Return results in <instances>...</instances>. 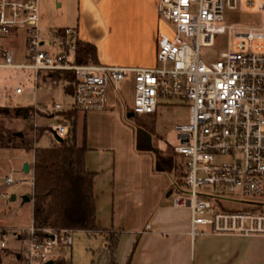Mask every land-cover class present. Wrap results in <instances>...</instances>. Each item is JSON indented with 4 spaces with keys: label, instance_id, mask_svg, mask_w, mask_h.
<instances>
[{
    "label": "built area",
    "instance_id": "obj_1",
    "mask_svg": "<svg viewBox=\"0 0 264 264\" xmlns=\"http://www.w3.org/2000/svg\"><path fill=\"white\" fill-rule=\"evenodd\" d=\"M240 2L159 0L158 13L166 22L157 35V62L128 68L79 62V27L45 29L40 0H0V37L24 31L27 44L24 62L0 45V67L28 70L25 78L33 82L34 89L44 73L73 71L72 102L67 108L61 102L51 107L54 114L60 111L59 123L48 128L52 135L54 130L68 134L66 110L109 108L113 81L131 70L134 113L157 112L162 98L184 99L190 116L175 124L178 140L173 148L187 158V172L182 190L170 196L173 207L190 208L193 238L209 232L202 226L218 234H264V22L229 21L228 12L238 9ZM255 2L246 0L248 5ZM259 5L263 10L264 0ZM224 33H229V47L217 58L206 59L203 48L213 46L217 35ZM235 36L250 42L239 40L234 46ZM27 87L18 84L15 93ZM34 180L32 175L33 184ZM17 182L12 175L5 178V183ZM207 184L212 188H206ZM1 195L9 198L6 193ZM226 200L240 201L248 208H230ZM73 233L66 228H40L34 221L25 227L0 225V264L55 260L60 257L61 244H73ZM10 258L17 263H9Z\"/></svg>",
    "mask_w": 264,
    "mask_h": 264
},
{
    "label": "rangeland",
    "instance_id": "obj_2",
    "mask_svg": "<svg viewBox=\"0 0 264 264\" xmlns=\"http://www.w3.org/2000/svg\"><path fill=\"white\" fill-rule=\"evenodd\" d=\"M254 5H248L246 0H241L240 7L228 12V19L231 22H255L260 19L264 22V9L255 0ZM42 8V26L45 29L57 26H75V20L79 14V0H40ZM165 24L166 20L161 19ZM24 31L10 36L0 37V45L11 49L17 61H26L27 44ZM233 38V37H231ZM239 40L249 43L247 37L235 36L234 46ZM256 40L253 41L255 44ZM229 47V33L217 35L216 43L213 46L203 48V56L206 59H214ZM248 48V46H247ZM130 49L127 47L123 54L128 55ZM28 70L24 68L12 69L0 67V103L33 105L38 112L33 117L34 145H50L57 141L56 137L49 132L52 124L60 121V116L51 112L55 101L61 102L67 108L72 102V96L65 91L60 80H56L49 73L48 77L39 82V88L34 89V84L26 80ZM134 72L128 71L121 80H114L112 93H116V106L110 110L112 115H102L103 112L89 113L88 123L91 125V133L87 132L88 125L85 123V111L78 113V137L80 141L87 138L89 147L87 154L88 165L97 170L96 192L98 194V211L102 225L114 227L121 233V240L116 252L117 264H132L135 252L139 243L142 242V235L129 232L131 225L129 218L133 215L130 199L119 197L114 210L113 203V176L115 160H118L119 175L117 179V194H121L123 187L126 191L134 192L137 197L144 200L150 199L149 206L159 200L157 210L163 207H170L168 193L176 194L184 187V172H187V158L183 154H177L173 146L177 143L178 132L175 129L177 122H186L190 116V106L184 99L177 97L162 98L157 112L130 115L134 87L132 80ZM45 82V83H44ZM27 84L28 87L23 93L16 94L15 86ZM114 90H116L114 92ZM43 91V92H42ZM46 93L45 101H41ZM113 103V102H112ZM60 111H58L59 113ZM4 117V115L2 116ZM101 117V118H98ZM16 129L22 130L26 120L16 118L11 122ZM44 128L39 135V128ZM132 130V134L130 132ZM92 137V138H91ZM114 144L118 156L112 148H104ZM92 147V148H90ZM36 149L26 150L25 148L0 147V225L1 226H24L33 222V215L30 211V203L19 200H11L12 194H17L21 189L30 185V172L23 169L19 157L21 155H33ZM36 153V151H35ZM157 153L160 161L157 166ZM182 167L178 171L174 162ZM7 175H12L18 182L5 183ZM211 189L212 185H205ZM1 192L8 195L4 199ZM229 194L241 195L240 191H229ZM120 200V202H119ZM124 203L119 209V205ZM151 202V203H150ZM129 204V205H128ZM230 208H248V205L240 201L226 200ZM251 208V207H250ZM118 220V221H115ZM115 224V225H113ZM130 226V227H129ZM126 228V229H125ZM131 235L137 236L135 241ZM73 244L58 247L60 257L65 256L75 264H112V254L107 245V233H88L84 230H77L73 233ZM59 257V258H60ZM9 263H17L15 259H8Z\"/></svg>",
    "mask_w": 264,
    "mask_h": 264
},
{
    "label": "crops",
    "instance_id": "obj_3",
    "mask_svg": "<svg viewBox=\"0 0 264 264\" xmlns=\"http://www.w3.org/2000/svg\"><path fill=\"white\" fill-rule=\"evenodd\" d=\"M158 1L159 0H79V14L76 18L78 20H75L74 25L79 27L80 38L82 40L91 42L97 46V63L125 66L128 68L152 66L157 62V35L161 26L164 25L158 13ZM41 15L43 17L42 8ZM260 21V19H257L255 22H240L250 24ZM127 47L130 49V53L125 55L123 52ZM132 83L134 87V78ZM112 91L113 89L111 88V102L113 103H111L109 108L104 110L85 111V123L89 127L87 128L89 135L91 133V125L88 123L89 113L103 112L102 115H112L110 112H113V110L110 109H112V107L114 108L117 103L115 98L116 93H112ZM115 91L116 90H114V92ZM133 98L134 95L132 96V103ZM41 99V101H45L46 93L43 94ZM56 102L57 101L54 103ZM3 105L12 104L3 103ZM14 105L22 104L18 103ZM81 111L82 110L78 111V113ZM55 115L59 114L57 113ZM130 132L133 137L131 129ZM113 145L114 144H109V146L104 148H112L117 155L121 150L117 151ZM35 157V151L33 155H21L19 157L22 164H25L26 161L30 163V170L26 171L30 172V185L25 188L23 187L20 192H17L16 199H12L11 196V200H19L22 198L21 200L23 202H29L32 215L34 209L33 199L31 201H25L23 195L32 191V163L35 161ZM117 162L118 160H115L113 176L114 210L116 209L119 197H121V201H123L124 198H131L130 204L132 205V211L135 210L133 211V215L129 218V224L132 227L129 232L142 235V242L139 243L132 264H264V234H218L211 232L210 227L202 226L209 232L196 235L193 238L190 233L191 210L190 208L173 207L170 201V196L173 192L168 193L171 206L163 207L159 210H157L159 200H156L153 205L151 204L149 206L150 199L144 200L140 196L137 197L138 194L135 195L134 192H125L124 186H122V196H120L121 194L118 195L117 179L120 173L119 164H117ZM88 167L97 172V170L91 168L89 165ZM96 195L98 205L97 192ZM123 205L124 203L122 202V204L119 205V209ZM149 223L151 227H148ZM100 225L102 229H105L104 232L101 231L102 233H107L109 231L116 232L119 236L120 243L121 233L119 230L114 227L102 225L101 220ZM25 226L27 225L16 227ZM136 235L135 237L131 235L133 242L137 237ZM106 243L108 245V242ZM12 245L15 246L16 242L12 243Z\"/></svg>",
    "mask_w": 264,
    "mask_h": 264
},
{
    "label": "trees",
    "instance_id": "obj_4",
    "mask_svg": "<svg viewBox=\"0 0 264 264\" xmlns=\"http://www.w3.org/2000/svg\"><path fill=\"white\" fill-rule=\"evenodd\" d=\"M97 53L95 44L79 40L77 50L79 62L97 63ZM49 74L61 81L68 95L74 93L73 71H50ZM47 77L46 73L42 75L44 80ZM37 112L38 109L33 105H0V147L36 149L35 161L32 163L35 180L32 191L29 193L34 202V223L40 228L51 227L57 231L66 228L74 232L77 230L92 233L104 232L105 229H102L100 225L95 191L97 172L87 165L89 149L87 138L83 142L79 141L78 111L70 109L63 112L69 121V132L63 136V140L59 141L56 138L57 141L50 145L35 147L33 117ZM16 118L26 120L24 129L18 130L11 125ZM43 131L44 128H39L40 134L37 135L36 140ZM155 154L158 166L160 157L157 153ZM171 162H174V159ZM177 162L174 164L180 171L182 167ZM185 175L186 172L183 177ZM107 239L112 254V264H117L119 236L116 232L109 231ZM55 264H74V262L62 256L55 259Z\"/></svg>",
    "mask_w": 264,
    "mask_h": 264
},
{
    "label": "water",
    "instance_id": "obj_5",
    "mask_svg": "<svg viewBox=\"0 0 264 264\" xmlns=\"http://www.w3.org/2000/svg\"><path fill=\"white\" fill-rule=\"evenodd\" d=\"M132 114H134V111L130 112V115H132ZM65 124H68V122H66ZM21 134H22V132H21ZM54 135L59 141L63 140V138H64L56 130H54ZM24 169H25V171H29L30 170L29 161L25 162ZM16 196H17V194H13L12 195V199H16ZM23 198H24L25 201H31L32 200V196L29 193L24 194ZM43 264H55V260L54 259H49L48 261L44 262Z\"/></svg>",
    "mask_w": 264,
    "mask_h": 264
}]
</instances>
